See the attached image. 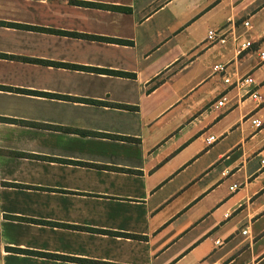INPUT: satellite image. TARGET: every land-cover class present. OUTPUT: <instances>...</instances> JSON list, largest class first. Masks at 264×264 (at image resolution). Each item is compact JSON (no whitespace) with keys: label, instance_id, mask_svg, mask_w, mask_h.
Listing matches in <instances>:
<instances>
[{"label":"crops","instance_id":"crops-1","mask_svg":"<svg viewBox=\"0 0 264 264\" xmlns=\"http://www.w3.org/2000/svg\"><path fill=\"white\" fill-rule=\"evenodd\" d=\"M261 53L264 0H0V264H264Z\"/></svg>","mask_w":264,"mask_h":264},{"label":"built area","instance_id":"built-area-1","mask_svg":"<svg viewBox=\"0 0 264 264\" xmlns=\"http://www.w3.org/2000/svg\"><path fill=\"white\" fill-rule=\"evenodd\" d=\"M243 26L247 28L249 26V22L247 20L244 21ZM228 35L231 36L232 41L236 44L237 43V36L233 34L232 30H230L228 32H223L220 29L209 30L207 32L206 42L210 46L215 45V44L224 45L228 41V37H227ZM249 47H250V44L248 42H244L241 45L236 46V48H235L236 55H240L245 49H247ZM261 57L264 58L263 53H261ZM213 70L217 73L222 74L221 76H222V80H223L224 84L229 85V86L236 88L238 90L248 88L254 83V81L250 75H247L244 77H238V78H235L234 80H232L226 74V66L225 65H214ZM248 97L251 98L252 100L256 101L259 104L263 102L262 97L260 95H258L256 92L248 93ZM223 104H224L223 100H220L216 103V107H220ZM251 123L255 127H258L260 125V122L257 119H253L251 121ZM213 141H215V138L210 137L208 139V144L212 143ZM262 163H264V162H262ZM236 188H237V186L233 185L232 187H230V190L233 191ZM216 244H219V241H216Z\"/></svg>","mask_w":264,"mask_h":264}]
</instances>
